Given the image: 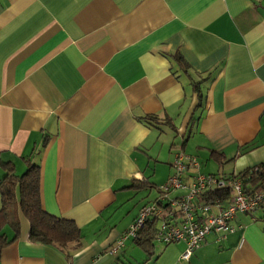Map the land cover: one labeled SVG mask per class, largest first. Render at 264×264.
<instances>
[{"label": "crops", "instance_id": "crops-1", "mask_svg": "<svg viewBox=\"0 0 264 264\" xmlns=\"http://www.w3.org/2000/svg\"><path fill=\"white\" fill-rule=\"evenodd\" d=\"M176 151L224 178L264 163V0H0V161L36 165L42 209L80 235L35 244L19 215L0 264H264V204L188 260L155 240L106 253Z\"/></svg>", "mask_w": 264, "mask_h": 264}, {"label": "built area", "instance_id": "built-area-1", "mask_svg": "<svg viewBox=\"0 0 264 264\" xmlns=\"http://www.w3.org/2000/svg\"><path fill=\"white\" fill-rule=\"evenodd\" d=\"M170 167V176L157 187V197L140 208L126 231L106 252L108 255L115 254L126 240L134 239L145 223L154 222V240L165 245L183 243L179 258L188 260L201 246L205 235L216 232L222 238L234 230L230 221L235 214H249L264 204V188L253 193L244 190L248 175L224 178L200 174L196 159L180 151L174 152ZM189 170H193L192 174H188ZM224 190L229 192L225 199L202 197L205 193ZM179 191L181 195L170 196Z\"/></svg>", "mask_w": 264, "mask_h": 264}, {"label": "trees", "instance_id": "trees-1", "mask_svg": "<svg viewBox=\"0 0 264 264\" xmlns=\"http://www.w3.org/2000/svg\"><path fill=\"white\" fill-rule=\"evenodd\" d=\"M192 86L193 90L198 93V85L192 84ZM143 121L150 124L155 121V117L147 116ZM0 168L4 171V175L0 179V252L18 237L19 215L28 222V240L30 242L60 249L67 245L75 248L79 244L80 235L74 223L51 216L41 207L38 167L27 162L25 171L18 176L13 173V166L10 163L0 161ZM246 175H248V182L251 186L246 188L247 193L263 190L264 163L246 169L237 176L244 177ZM228 195L229 192L224 190L205 193L202 197L206 200L225 199ZM4 227L11 231L10 239L3 232ZM155 230V223L147 222L133 239L134 245L147 256L152 253Z\"/></svg>", "mask_w": 264, "mask_h": 264}, {"label": "rangeland", "instance_id": "rangeland-1", "mask_svg": "<svg viewBox=\"0 0 264 264\" xmlns=\"http://www.w3.org/2000/svg\"><path fill=\"white\" fill-rule=\"evenodd\" d=\"M175 141V143H179V139H175L174 140ZM153 195H154V192L153 191H151V193H150V197L149 198H153Z\"/></svg>", "mask_w": 264, "mask_h": 264}]
</instances>
